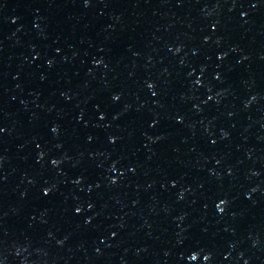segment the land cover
<instances>
[{"label": "water", "instance_id": "1", "mask_svg": "<svg viewBox=\"0 0 264 264\" xmlns=\"http://www.w3.org/2000/svg\"><path fill=\"white\" fill-rule=\"evenodd\" d=\"M0 264H264V0H0Z\"/></svg>", "mask_w": 264, "mask_h": 264}]
</instances>
